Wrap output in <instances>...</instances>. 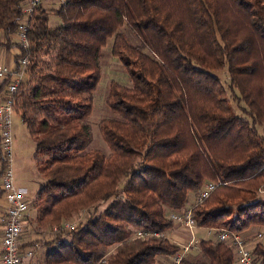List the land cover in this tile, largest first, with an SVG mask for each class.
<instances>
[{
  "label": "trees",
  "instance_id": "16d2710c",
  "mask_svg": "<svg viewBox=\"0 0 264 264\" xmlns=\"http://www.w3.org/2000/svg\"><path fill=\"white\" fill-rule=\"evenodd\" d=\"M28 1L0 0V49H18L15 71L28 58L13 115L35 144L44 181L29 222L59 228L88 214L37 243L41 264H156L179 250L167 239L170 216L189 209L197 229L240 235L264 226V0H62L51 10L55 28L40 3L24 49L13 38ZM109 40L131 86L109 87L115 118L99 123L105 154L87 151L85 121ZM222 72L229 96L215 76ZM0 165L1 175V151ZM205 183L218 186L193 206ZM138 231L158 236L134 238ZM197 247L182 264H236L229 243ZM251 256L264 264V246Z\"/></svg>",
  "mask_w": 264,
  "mask_h": 264
},
{
  "label": "built area",
  "instance_id": "2783aa9c",
  "mask_svg": "<svg viewBox=\"0 0 264 264\" xmlns=\"http://www.w3.org/2000/svg\"><path fill=\"white\" fill-rule=\"evenodd\" d=\"M43 0H29L24 6L23 12L26 19L20 24L16 41L24 49L29 48L27 24L35 11V8ZM59 3L62 0H54ZM27 58L20 60L21 70L12 72V69L0 64V81H6L10 76V81L7 82L4 98L0 101V151L3 170L0 175V193L4 201L3 212L0 215L1 227V242H0V257L1 264H25L32 257L31 251L23 252L19 247L21 245L20 238L24 232V227L28 222L30 203L26 200L25 195L15 185L14 174L12 170V116L14 97L17 89L23 79ZM13 73V74H12ZM1 167V165H0ZM218 186L214 183H205L203 188L197 193L196 200L193 206L201 203L209 194ZM191 210L181 214H172L170 218L175 222L183 225L190 231L197 229L192 218ZM80 222V221H79ZM78 222V223H79ZM76 224H62L60 230H71L76 227ZM217 240L222 243H229L234 251L236 264H253L251 251L257 244L264 243V232L260 231L253 237V241L247 243L239 234L229 231H218ZM150 236L157 237V234H150L138 231L134 234V238L142 239ZM193 241H190L187 246L180 247L179 250L169 257L168 264H182ZM101 264V263H100Z\"/></svg>",
  "mask_w": 264,
  "mask_h": 264
},
{
  "label": "rangeland",
  "instance_id": "374dc122",
  "mask_svg": "<svg viewBox=\"0 0 264 264\" xmlns=\"http://www.w3.org/2000/svg\"><path fill=\"white\" fill-rule=\"evenodd\" d=\"M42 5H44V1L41 2ZM59 2L54 1L50 3V5H44L43 9L47 12L48 14V26L50 28H55L60 25V20L52 15V8L57 7ZM120 33L124 34L127 37V40L130 44L136 45L137 41L134 38V36L126 29L122 28ZM15 40V37L13 38V41ZM110 40L107 43V46L103 49V58L101 59L99 66H100V72H101V78L100 81L97 85L96 91L93 96V108L90 116L88 119L85 121V124L89 128V134H90V144L87 148V151H94V150H100L105 154H108V149L102 139V135L99 129V123L104 120V119H111L115 118V115L111 112L110 109H108L106 105V98L108 96V91L111 83H115L119 86L123 87H130L131 86V81L128 76L127 71L123 68L122 64L115 58L112 57L111 55V45H110ZM38 51L42 50L44 51L45 49L42 47V45H38L36 50ZM8 51L7 49H0V51ZM34 48L31 47L30 51H33ZM27 58V57H26ZM28 60V58H27ZM14 58L12 59V65H6L3 62L0 61V64L5 65L6 67L12 69V72H18L15 71L14 67ZM28 63V61H27ZM27 65V64H26ZM20 66V70H21ZM26 70V69H25ZM12 73V74H13ZM220 83L223 85L224 89L226 90L228 96L230 95L229 93V79L227 77L226 72H222L220 74L215 75ZM10 76L7 77V80L5 81H0V87H2L0 91V101L3 100L4 98V92L6 89L7 82L10 81ZM6 82L5 86L4 83ZM2 93V94H1ZM238 115H242L239 111H235ZM259 134L262 136L264 133L262 132L261 128H258ZM34 151H35V144L31 140V138L28 135V132L25 128V126L21 123L20 119L18 116L15 114L12 116V170L14 174V179L16 182V186H20L23 188H34L36 189L39 184L43 183L44 181L40 177L39 173L36 170L34 161H33V156H34ZM40 188V187H39ZM27 197L33 199V193L28 192L26 195ZM258 197L263 198L264 197V189L259 191ZM102 205L99 206V210H102ZM33 213L30 210L29 211V218L28 222L31 220L30 217H32ZM87 212L83 211L75 215L71 220H67L64 223L66 224H76L78 225V222L87 217ZM27 222V223H28ZM63 223V224H64ZM62 225V224H61ZM62 226L59 228L52 227L50 229H45V230H39L35 226V231L33 233L34 236L33 240L31 242L33 243V257H32V263L33 264H41V258L44 253V249H39L37 250L38 247V242L41 240H50L54 238L55 235L58 233L62 232L60 230ZM30 230V228H29ZM31 231V230H30ZM38 231L42 234H38ZM250 231V239H248L247 243L252 242L254 239V235L260 231L264 232V226H254L249 229ZM208 232H210L208 234ZM31 234V232H29ZM218 233L213 232V231H207L205 229H197L195 231V234L193 236V246L189 249L187 255L188 256H197L200 252L198 250V243L200 240H213L215 241L217 239ZM31 242H28L31 243ZM189 243V242H188ZM228 244V243H225ZM259 245V244H257ZM264 246V243L261 244ZM256 246V245H255ZM254 246V247H255ZM253 247V248H254ZM159 263V261H158ZM156 263V264H158ZM165 264H168L166 261Z\"/></svg>",
  "mask_w": 264,
  "mask_h": 264
},
{
  "label": "crops",
  "instance_id": "0c3cea01",
  "mask_svg": "<svg viewBox=\"0 0 264 264\" xmlns=\"http://www.w3.org/2000/svg\"><path fill=\"white\" fill-rule=\"evenodd\" d=\"M51 1L52 0L44 1V5H50ZM15 41H16V39H15ZM15 41H13V43ZM18 54H19V51H18L17 48H10L7 52L1 50L0 51V61L3 62L6 65H9V66L11 65L13 67L12 59ZM15 185H16V182H15ZM39 187H40V184H39V186L36 189H34V188L26 189V188H23V187H20V186H18L17 188L24 193L26 200L31 204L33 199L35 198V195H36L37 191L39 190ZM28 192L33 193V196H34L33 199H31V198L26 196L28 194ZM190 199H191V203H192L194 201L195 197H192V195H191ZM3 205H4V201H3L1 193H0V215L3 212ZM32 218H33V215H32V217H30V219H32ZM29 228H30L31 231L29 230ZM36 228H35L34 224H31L30 222L26 223V225L24 227V232H23V234L21 235V238H20L21 245H26L28 242H31V240H33L34 236H31V235H33V233H34ZM45 229H50V228H43V229H39V230L41 231V230H45ZM196 230L197 229L190 231L189 229H187L183 225H181L179 223H175L174 228L167 233V239L174 246H177L179 248L180 247H184V246H187L189 244L188 242L193 241V236H194ZM210 231L216 232L214 230H210ZM29 232H31V234ZM209 233L210 232H208V234ZM38 234H42V233H40L38 231ZM240 236L243 239H245L246 242L248 241V239L251 238V237H249L250 236V231L249 230L241 233ZM0 242H1V227H0ZM39 249H44V248H42L41 246H38L37 250H39ZM22 251L23 252L31 251L32 252V257H33V249L25 248ZM32 257L30 258V260L26 261L25 264H33L32 260H31ZM168 260H169L168 258H158L156 263H158V261H159L158 264H165L166 261L169 263ZM0 264H1V257H0Z\"/></svg>",
  "mask_w": 264,
  "mask_h": 264
}]
</instances>
